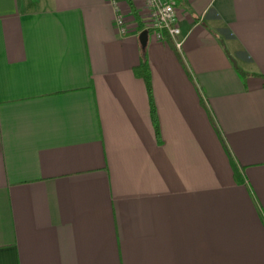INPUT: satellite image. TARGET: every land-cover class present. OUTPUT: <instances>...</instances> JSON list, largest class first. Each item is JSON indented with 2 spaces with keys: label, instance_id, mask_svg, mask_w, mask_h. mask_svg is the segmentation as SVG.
<instances>
[{
  "label": "crops",
  "instance_id": "obj_1",
  "mask_svg": "<svg viewBox=\"0 0 264 264\" xmlns=\"http://www.w3.org/2000/svg\"><path fill=\"white\" fill-rule=\"evenodd\" d=\"M170 1L0 0V264H264V0Z\"/></svg>",
  "mask_w": 264,
  "mask_h": 264
},
{
  "label": "built area",
  "instance_id": "obj_2",
  "mask_svg": "<svg viewBox=\"0 0 264 264\" xmlns=\"http://www.w3.org/2000/svg\"><path fill=\"white\" fill-rule=\"evenodd\" d=\"M115 13V25L119 35H126L130 28L121 13L118 0H110ZM143 31H149L158 40H171L177 49L182 46L181 31L176 21L175 7L170 0H139Z\"/></svg>",
  "mask_w": 264,
  "mask_h": 264
},
{
  "label": "trees",
  "instance_id": "obj_3",
  "mask_svg": "<svg viewBox=\"0 0 264 264\" xmlns=\"http://www.w3.org/2000/svg\"><path fill=\"white\" fill-rule=\"evenodd\" d=\"M131 8H132V12H133V14L137 20L136 22L138 23L139 28L143 31V29H142L143 25H142L138 11L133 7L132 4H131ZM232 62L234 64V67L238 71V73L242 76H245L246 74L239 69V67L235 64L234 60H232ZM134 73L137 77H140L144 81L146 91L148 94L149 103H150V111H151L152 119H153L154 126L156 129L157 135H158L159 131H158V125H157L156 119H155V106H154L153 97H152L153 93H152L151 75H150V70H149L144 52L142 53L139 65L134 69ZM228 156H229V154H228ZM235 173H236V178L239 179V175L237 174L238 173L237 170H235Z\"/></svg>",
  "mask_w": 264,
  "mask_h": 264
},
{
  "label": "water",
  "instance_id": "obj_4",
  "mask_svg": "<svg viewBox=\"0 0 264 264\" xmlns=\"http://www.w3.org/2000/svg\"><path fill=\"white\" fill-rule=\"evenodd\" d=\"M139 42L141 44L142 47H145L146 46V43H147V40H148V32L147 31H142L140 34H139Z\"/></svg>",
  "mask_w": 264,
  "mask_h": 264
}]
</instances>
